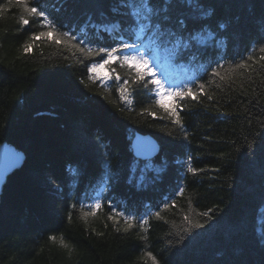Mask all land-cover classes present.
Returning a JSON list of instances; mask_svg holds the SVG:
<instances>
[{
  "label": "trees",
  "instance_id": "trees-1",
  "mask_svg": "<svg viewBox=\"0 0 264 264\" xmlns=\"http://www.w3.org/2000/svg\"><path fill=\"white\" fill-rule=\"evenodd\" d=\"M41 4L77 37L73 43L84 40L94 52L129 38L130 9L120 0ZM171 12L187 17L206 43L179 55L153 48L152 66L166 86L205 83L213 96L176 100L183 127L156 104L152 85L132 83L127 66L98 69L100 78L89 73L103 53L85 57L47 38L23 53L29 37L47 29L16 0H0V143L25 155L0 195V264H153L147 252L159 264H264V0H199V7L178 0ZM22 14L29 25L19 24ZM117 22L119 31H104ZM248 56L251 68L228 83L211 76L217 64L227 75L229 64ZM135 132L152 135L159 153L136 157ZM189 157L202 171H187ZM98 196L103 207L85 222ZM112 209L136 217L135 226L124 232L122 217L108 220ZM205 211L210 219L198 215ZM185 215L204 227L185 233Z\"/></svg>",
  "mask_w": 264,
  "mask_h": 264
},
{
  "label": "snow or ice",
  "instance_id": "snow-or-ice-1",
  "mask_svg": "<svg viewBox=\"0 0 264 264\" xmlns=\"http://www.w3.org/2000/svg\"><path fill=\"white\" fill-rule=\"evenodd\" d=\"M11 3V0H9ZM178 0H120V6L123 8L130 9L128 13L132 18V22L127 26V31L129 33L128 40H125L123 36H118L117 39L119 43L115 47H100L94 52L92 47L82 46L85 44L84 40H80L77 43L73 41L77 40V37L71 35L68 31H61L60 27L57 25L54 19H50V14L45 11L42 7L41 0H16V3L20 5L23 13L27 16L41 19L42 25L46 31H40L39 33H33L29 37V41L22 45L23 53L29 54L32 52L34 44L41 38H47L49 41L54 42L56 45H69L76 52L82 54L85 57H92L94 54L99 55L101 53L106 55V58L102 60V63H92L88 68L89 73H94L97 78H100L98 69L105 68V66H110L116 62L120 63L121 67L127 66L132 72H134V77L132 83L142 82L144 87L152 85L156 89V104L162 108L172 120V123L183 127L181 123L180 114L177 111L176 100H183L185 98H190L194 101H199L202 96H206L208 100H212L213 96L205 92L206 84L199 83L198 85L193 82L185 83L183 86H172L167 85L164 80H162L156 73L155 68L152 66V62L149 57L153 54V48H170L173 55H179L184 51H191L197 46L204 45L206 43L205 38L199 32H192L188 29L187 17L173 16L171 12L172 5L177 3ZM188 7L196 5L199 7V0H185ZM157 5H160L159 7ZM166 5V6H165ZM115 11V10H114ZM21 27L29 25L30 20L25 18L22 14L18 20ZM95 27V25H93ZM120 24L117 22L111 26L104 25L103 29L106 32H111L112 30L119 31ZM134 34V35H133ZM145 38L148 40V44H145ZM209 40H211L212 33H208ZM131 41V42H129ZM260 52H264V47H261ZM252 56H248L246 59H242L240 62L229 64L226 72L227 75H222L221 71L224 65L217 64L216 68H212L211 76L214 78H219V81L223 83H228L232 80L233 74L237 73L238 69L249 70L251 66L247 61L252 60ZM264 60V56L260 57ZM264 67V65H261ZM255 71V69H251ZM115 69H112L114 72ZM239 75H244V73H239ZM150 77V79H147ZM103 78H111L110 73L105 72ZM115 80L119 83L121 77L119 75L115 76ZM215 82V81H213ZM264 83V81H261ZM129 80H123V85H128ZM217 88L221 87V84H216ZM121 95L127 91V88L121 86L119 88ZM169 96L173 98L171 106H166L164 103V97ZM251 124V120L248 121ZM185 138L187 134L185 133ZM187 171L192 174H196L201 169L193 167L192 158L189 157L187 162ZM180 193H183V189H180ZM169 205H165L168 207ZM90 211H85L82 214V218L87 222L88 217H95L98 211L103 207L101 202V197H96L95 202L89 206ZM112 213L108 215V220L117 223V217H122L126 227L124 232H128L132 229L134 221L137 220L136 217L130 214H125L122 211H116L112 209ZM155 217L160 218V212H155ZM204 217L209 219V211L199 213ZM184 221L189 225L184 228L185 233H189L193 228L204 227L198 220L193 221L189 216H184ZM149 224V220L144 218L139 221V226L144 228L145 225ZM107 227V225H105ZM147 231V228H144ZM117 232L120 231L119 228L116 229ZM50 239L55 240L56 237L52 236ZM183 239V237H181ZM61 245L65 248H70L63 239L60 241ZM145 255L151 258L153 264H159L156 257L151 253L147 252Z\"/></svg>",
  "mask_w": 264,
  "mask_h": 264
},
{
  "label": "water",
  "instance_id": "water-1",
  "mask_svg": "<svg viewBox=\"0 0 264 264\" xmlns=\"http://www.w3.org/2000/svg\"><path fill=\"white\" fill-rule=\"evenodd\" d=\"M132 152L136 157L148 159L159 153L157 140L148 133L135 132L131 141ZM25 155L7 142L0 143V195L9 174L19 168Z\"/></svg>",
  "mask_w": 264,
  "mask_h": 264
},
{
  "label": "rangeland",
  "instance_id": "rangeland-1",
  "mask_svg": "<svg viewBox=\"0 0 264 264\" xmlns=\"http://www.w3.org/2000/svg\"><path fill=\"white\" fill-rule=\"evenodd\" d=\"M155 62H156V59H155Z\"/></svg>",
  "mask_w": 264,
  "mask_h": 264
}]
</instances>
